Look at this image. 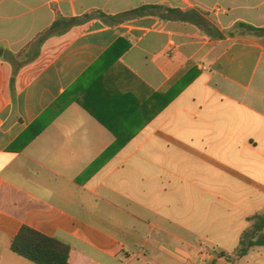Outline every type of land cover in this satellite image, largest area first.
<instances>
[{"label": "crops", "instance_id": "crops-1", "mask_svg": "<svg viewBox=\"0 0 264 264\" xmlns=\"http://www.w3.org/2000/svg\"><path fill=\"white\" fill-rule=\"evenodd\" d=\"M145 5L264 28V0H0V264H34L10 248L23 226L69 264H264L237 256L264 216V38L162 12L41 40L58 16Z\"/></svg>", "mask_w": 264, "mask_h": 264}, {"label": "trees", "instance_id": "trees-1", "mask_svg": "<svg viewBox=\"0 0 264 264\" xmlns=\"http://www.w3.org/2000/svg\"><path fill=\"white\" fill-rule=\"evenodd\" d=\"M162 12H166L168 16H173L178 21L189 22L196 25L211 39H225L226 37L243 39L264 38V28H257L244 22H238L229 30L221 32L204 15H200L195 11L182 12L181 10L167 9L163 6L145 5L116 16L105 15L98 11L71 19L58 16L50 29L41 36V40L58 31H64L76 25H82L96 18L113 26L130 18L150 15H156L165 19L166 16L163 15ZM15 74L16 72H14V76ZM194 79L195 76L191 74L183 78L171 90L169 95L170 98L174 99L177 97ZM119 147L120 145H117L116 142L77 180L80 181L81 179L91 177L102 164L115 155ZM248 221L251 223V229L244 232L242 235L240 246L237 250V256L239 257H244L247 255L248 251L254 247L264 246V235L261 234L264 231V216L256 215L250 217ZM10 248L15 254L34 264H69L68 261L71 251L69 244L57 238L45 236L27 226H23L11 240Z\"/></svg>", "mask_w": 264, "mask_h": 264}]
</instances>
